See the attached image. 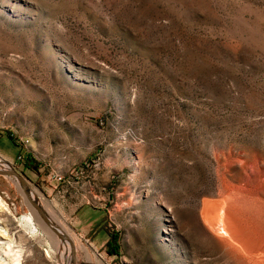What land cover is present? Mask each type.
<instances>
[{
    "label": "rangeland",
    "instance_id": "obj_1",
    "mask_svg": "<svg viewBox=\"0 0 264 264\" xmlns=\"http://www.w3.org/2000/svg\"><path fill=\"white\" fill-rule=\"evenodd\" d=\"M7 166L15 220L35 192L70 264H264V0H0ZM103 209L157 211L153 243L82 237ZM58 248L3 244L0 264Z\"/></svg>",
    "mask_w": 264,
    "mask_h": 264
},
{
    "label": "bare ground",
    "instance_id": "obj_2",
    "mask_svg": "<svg viewBox=\"0 0 264 264\" xmlns=\"http://www.w3.org/2000/svg\"><path fill=\"white\" fill-rule=\"evenodd\" d=\"M23 195L27 204L32 208L30 209L29 215L17 221L15 220V216L9 205L0 196V246L3 247V244H5L8 246V250L12 252L16 248L18 249L16 252L21 254L24 251V248L33 250L34 247L39 246V244L44 242L50 247L51 256H55L56 251L59 249L58 246L61 244L63 250L61 257L63 258L64 263L66 262V264H70L68 256L70 254V246L67 242L69 239L65 232L61 228L52 225L46 219L45 213L44 218V216L38 212L37 203L40 204L42 209L43 205L40 197H38L35 192L23 191ZM52 228L54 230L56 229L59 233L65 234L66 237L62 238V235L60 237L55 236ZM2 239L5 240L6 243L2 242ZM6 250L7 249H5V251ZM16 261L18 264V260Z\"/></svg>",
    "mask_w": 264,
    "mask_h": 264
},
{
    "label": "crops",
    "instance_id": "obj_3",
    "mask_svg": "<svg viewBox=\"0 0 264 264\" xmlns=\"http://www.w3.org/2000/svg\"><path fill=\"white\" fill-rule=\"evenodd\" d=\"M149 172V171H148ZM151 178H154V174L148 173ZM135 176H133L134 178ZM134 180V179H133ZM125 193L128 192V187H125L124 189ZM126 201H124L122 207L124 209L130 208L129 206L132 205L133 198L131 196L127 197L126 195ZM152 207V206H151ZM154 207H158L156 204ZM120 210V206H119ZM101 216H93L90 220L85 221L84 225L80 227L81 232L80 235L87 239H93V243H97L99 246H107L108 241L110 239V233L113 232V234H116L118 237V243H119V253L121 255V241H126L127 244H135L134 242L140 241V236L142 239H145L149 243H153L154 234L156 232L157 226L154 225L156 221V212H149L144 213L142 212V215L144 214V217L141 218V222L138 218L133 216L129 210L126 212L125 219L122 222L121 219L117 218V214L112 212V210H101ZM116 212V211H115ZM119 213H121L119 211ZM94 215V214H93ZM78 223H81V219ZM111 224H114L113 228H108ZM126 224V225H123ZM124 259L126 260L125 264H131L129 260H131V256L127 254V252H124Z\"/></svg>",
    "mask_w": 264,
    "mask_h": 264
},
{
    "label": "water",
    "instance_id": "obj_4",
    "mask_svg": "<svg viewBox=\"0 0 264 264\" xmlns=\"http://www.w3.org/2000/svg\"><path fill=\"white\" fill-rule=\"evenodd\" d=\"M4 172H7V173H10L16 180H20L21 177L18 175V173L14 170L13 167L11 166H7V167H1L0 168V174L1 173H4ZM24 182V181H23ZM25 184V183H24ZM37 209H38V212L41 213L43 216H44V212H43V209L42 207L40 206L39 203H37ZM45 218V216H44ZM64 237H66L65 234L61 233Z\"/></svg>",
    "mask_w": 264,
    "mask_h": 264
},
{
    "label": "trees",
    "instance_id": "obj_5",
    "mask_svg": "<svg viewBox=\"0 0 264 264\" xmlns=\"http://www.w3.org/2000/svg\"><path fill=\"white\" fill-rule=\"evenodd\" d=\"M27 160L29 159V157L26 158ZM25 166H28L26 163L24 164ZM117 236L115 234L112 235V249H113V252H118V245H117Z\"/></svg>",
    "mask_w": 264,
    "mask_h": 264
}]
</instances>
